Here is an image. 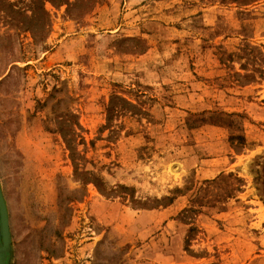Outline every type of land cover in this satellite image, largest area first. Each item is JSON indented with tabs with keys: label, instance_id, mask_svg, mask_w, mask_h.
Masks as SVG:
<instances>
[{
	"label": "rangeland",
	"instance_id": "1",
	"mask_svg": "<svg viewBox=\"0 0 264 264\" xmlns=\"http://www.w3.org/2000/svg\"><path fill=\"white\" fill-rule=\"evenodd\" d=\"M261 73L264 0H0L8 264H264Z\"/></svg>",
	"mask_w": 264,
	"mask_h": 264
},
{
	"label": "water",
	"instance_id": "2",
	"mask_svg": "<svg viewBox=\"0 0 264 264\" xmlns=\"http://www.w3.org/2000/svg\"><path fill=\"white\" fill-rule=\"evenodd\" d=\"M0 218H2V222H3V228L0 227V233L3 234V237H1L0 235L2 239V241H0V248L2 250L1 261L2 264H8L9 255L11 252V233L9 226L8 210L1 190V186H0Z\"/></svg>",
	"mask_w": 264,
	"mask_h": 264
},
{
	"label": "trees",
	"instance_id": "3",
	"mask_svg": "<svg viewBox=\"0 0 264 264\" xmlns=\"http://www.w3.org/2000/svg\"><path fill=\"white\" fill-rule=\"evenodd\" d=\"M261 79L264 80V73H261ZM209 115L210 116H216L217 115L218 117L223 118L225 121H228L233 117L232 115H229V114H224V113L218 114L216 112L215 113H209ZM74 171H75V175H78V169L76 166L74 167ZM86 176H89L90 178H96L95 176H93L92 173H88V174H86ZM88 181H89V183L94 182V181H90V179Z\"/></svg>",
	"mask_w": 264,
	"mask_h": 264
},
{
	"label": "bare ground",
	"instance_id": "4",
	"mask_svg": "<svg viewBox=\"0 0 264 264\" xmlns=\"http://www.w3.org/2000/svg\"><path fill=\"white\" fill-rule=\"evenodd\" d=\"M0 226L1 228H3V222H2V218H0ZM3 232V231H2ZM1 237H3V234H1ZM1 250V248H0ZM0 264H2V261H1V254H0Z\"/></svg>",
	"mask_w": 264,
	"mask_h": 264
}]
</instances>
